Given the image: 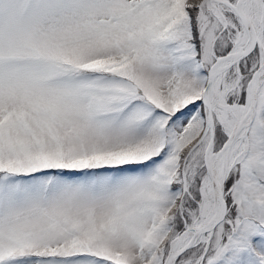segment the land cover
Instances as JSON below:
<instances>
[{"label": "snow or ice", "instance_id": "snow-or-ice-1", "mask_svg": "<svg viewBox=\"0 0 264 264\" xmlns=\"http://www.w3.org/2000/svg\"><path fill=\"white\" fill-rule=\"evenodd\" d=\"M0 264H264V0H0Z\"/></svg>", "mask_w": 264, "mask_h": 264}]
</instances>
